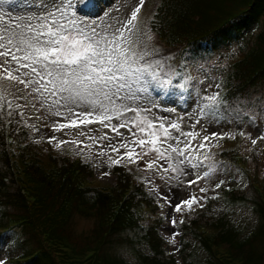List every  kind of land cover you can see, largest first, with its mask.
Here are the masks:
<instances>
[{
	"label": "trees",
	"instance_id": "trees-1",
	"mask_svg": "<svg viewBox=\"0 0 264 264\" xmlns=\"http://www.w3.org/2000/svg\"><path fill=\"white\" fill-rule=\"evenodd\" d=\"M260 21L248 52L214 72L213 92L222 90L230 105L221 107L220 123L254 117L264 99V0H158L150 34L166 49L179 48L171 54L170 64L181 73L173 83L190 78L186 92L170 90L173 99L185 102L193 76L202 73L197 65L209 71V59ZM28 116L26 110L19 125L0 124V245H18L25 259L20 264H264V174L253 166L256 153L247 141L216 151L213 159L218 173L237 165L249 181L237 170L235 184L227 178L220 189V180L212 184L202 211L183 214L177 246L169 251L172 245L158 232L161 207L146 197L142 183L115 167L114 186L92 187L93 173L79 157L45 155L31 141ZM77 219L90 226L77 232Z\"/></svg>",
	"mask_w": 264,
	"mask_h": 264
},
{
	"label": "snow or ice",
	"instance_id": "snow-or-ice-1",
	"mask_svg": "<svg viewBox=\"0 0 264 264\" xmlns=\"http://www.w3.org/2000/svg\"><path fill=\"white\" fill-rule=\"evenodd\" d=\"M10 2L0 0V124L19 125L25 121L26 110L42 113L35 117L37 120L46 119L43 113H47L65 121L54 122L52 132L99 124L100 135L85 132L80 135L101 149L98 155H108L109 169L143 161L145 166L138 170L157 173L161 180H174L182 185L185 181L181 177L190 174L187 170L206 168L202 174L196 173L194 179L186 181L189 188L216 170L217 163L214 154L207 150L208 145L217 147L212 141L225 136L235 139V134L213 132L194 145L193 141L200 137V132L194 129L203 117L218 119L222 115L221 107L227 111L229 102L222 90L192 98L189 107L198 105V118L190 131H184L179 120L153 114L152 108L160 107L156 100L166 98L165 105H175V93L170 90L179 87L182 93L186 92L190 78L174 84V78L181 73L169 63L172 57L161 55L160 50L150 44L152 36L148 29L141 28L138 18L145 0H138L129 18L120 21L119 27L101 26L102 15H107L99 12L103 0H17L16 6L21 11L15 15L3 11L2 6ZM93 15L96 19H87ZM215 88L221 89V84L216 83ZM142 99L149 100L152 107L141 104ZM258 103L264 104V100ZM161 110L173 113L175 107L165 106ZM31 127L39 131L35 124ZM103 129L114 135L110 136ZM256 131L255 139L244 131L238 135L250 139L255 146L258 140H264V133ZM54 140H57L55 135L47 142L52 144ZM102 141L109 143L105 147ZM70 142L77 148L82 143L58 140L55 147ZM85 147L90 149L92 145ZM111 154H116L117 158L113 159ZM146 157L149 159L145 160ZM103 175H110V171ZM145 183L179 214L185 209L193 211L194 205L203 207L201 201L207 198L193 193L173 205L179 189L169 195L152 187L151 177ZM224 184L225 180H220L215 189ZM207 191L205 187L199 188L200 193ZM170 222L172 228L177 226L175 217ZM179 223L184 221L181 219ZM179 235L172 232L166 237L167 243L175 247ZM3 246L6 245H0V251ZM0 264H7L2 255Z\"/></svg>",
	"mask_w": 264,
	"mask_h": 264
},
{
	"label": "rangeland",
	"instance_id": "rangeland-1",
	"mask_svg": "<svg viewBox=\"0 0 264 264\" xmlns=\"http://www.w3.org/2000/svg\"><path fill=\"white\" fill-rule=\"evenodd\" d=\"M157 1L158 0H145V3L141 9V12L138 14L141 28L149 30L148 22L152 14L154 13V8L157 4ZM137 3H138V0H103V8L99 10V12L100 13L106 12L107 15H102L103 23L101 26H105L107 24H114L116 27H119L120 26L119 22L129 18L131 11L134 9ZM16 4H17V0H11L9 4L2 6L3 11L10 12L13 15H15L16 13L21 11V9H19L16 6ZM87 19H96V16L93 15V16L87 17ZM254 27L255 26H253L250 29V32L252 29H254ZM259 28L260 26L258 25L256 27V30H259ZM250 32L243 34L242 40H239L235 43H231L228 46L227 50L223 52L221 55H218L217 57H212L211 59H209L208 61V66L210 67L209 71H206L207 69L205 65H202V64L197 65L199 67V70L202 73L200 75L198 74V76L197 75L193 76L192 81H195L194 86L190 93L187 92L188 95L186 97L185 102L181 98H179V99H175L177 101L175 105H172V104L165 105V102H163L162 99L156 100L155 101L156 104L159 105L160 107H153L152 108L153 114H155L156 116L167 117L170 120H179V122H181L182 124V128L184 131L193 130L191 126L195 124L198 118V105H192L191 107H189V105L192 102V98L196 97L197 95L203 96L205 94L213 92V88L212 87L209 88L208 86L212 85L213 84L212 81L217 79V76L214 74V72L219 71V69L220 70L225 69L228 64L236 61L240 57V54L245 53L247 51V48L248 46H250V44L247 45L249 42L246 40L249 37ZM254 34H256L255 30L253 32V35ZM150 44L158 48L160 50L161 55L171 56V54L176 52V50L174 49H166L162 47L158 43L157 39L154 37H152ZM152 100H155L154 94H152ZM140 103L146 107H152L149 100L142 99ZM180 103L183 105V107L180 105ZM165 106L169 108L175 107V112L169 113L168 111H162L161 108ZM44 114L46 116V123L48 126V130L47 131L40 130V129L39 131L34 130V132L30 135L31 140L35 142L36 144L40 145L42 151H46L48 150V148H50L57 155L64 154V153H71L74 155L82 156V159L84 160V162L87 163L89 167L92 168V171L94 172L93 183L95 184H101L105 186L114 185L118 177V174L113 171V168L116 166L122 167L127 172L129 171V167L131 164H128L126 167L116 165V166H112L109 169L108 155H104V156L98 155L101 149L98 148L92 141L88 140L84 135H80V132H85L88 135H95V136L100 135V132L97 131V129L100 128L99 124L94 123V124L88 125L87 127H85L84 125H81L79 129L72 128V129H64L63 131H60V132H52L51 126L53 125L54 122H56L57 120H60V122L63 123L65 121H63L60 117L52 116L47 113H44ZM253 114L255 115L254 117L249 116L248 120H244L242 121V123H238L237 125H236V122H233V121H240L239 116L229 117V120L223 123H220L219 125H218L216 118L211 117V116L203 117L200 119L199 124H195L194 130L200 132V137H198L197 140L193 141V144L194 145L198 144L203 136L210 135L213 132L220 133L223 135V131L225 133L231 132L233 134H236V132L238 134L240 131H244L245 133H251V138L255 139L258 134L256 129H259L260 133H264V104L257 105L254 108ZM32 121L33 119H27L26 122L27 124H31ZM228 124L232 125L233 128L228 127ZM102 131L108 132L107 129H103ZM121 131H124V130L121 129ZM65 133H67V135H65ZM108 134L110 136L114 135L111 132H108ZM53 135L57 137V140H54L52 144H49L47 140L49 137ZM125 135H127L126 132H125ZM239 138L243 139L244 137H241L239 135ZM116 139H119V138H116ZM58 140H64V141L75 140V141H80L82 143L79 145V148H77L71 142L68 144L61 145L59 148H57L55 147V145ZM247 140L251 142L250 139H247ZM37 141H40V142L37 143ZM112 142L115 143L116 140H113ZM235 142L236 140L227 139V138H224L218 141H215V140L212 141V143L217 144V147L215 148H218L220 150L232 147L235 144ZM101 143L106 147L109 141H102ZM46 144L48 146H45ZM90 144L92 145L90 149L85 147L86 145H90ZM254 147L256 148L254 152L256 153V156H255L256 163H253V166L259 170L260 175H263L264 174V140H258L257 144ZM211 148H212L211 144H209L207 150H210V153L212 154ZM81 149H83V151H81ZM111 155L113 159L117 158L116 154H111ZM147 159H149V157L145 158V160ZM144 166L145 165L143 162V165L141 168H143ZM206 170L207 169L204 167H201L196 170H187L189 171L190 174L186 177H181V179L185 181V183L182 185L177 184L174 180H169L167 182L165 180H161L159 178V174L151 173V172H149V175L142 181L145 183L147 179L151 177L153 181L152 187L159 189L161 192L167 193L169 195H171L175 189H179V191L176 192V196L172 200L173 205H175L176 203L179 202V200L186 199L188 198L190 194H193V193L197 197L205 196V195L207 197V194L210 192L209 188L212 184L218 182L222 178H227L228 182H230L231 184H235L236 178L238 177L237 171L233 169H227V172L225 173V175H223L224 173L222 172L218 173V171L215 170L213 172V175H211L210 177H207L211 179L212 181L211 183H208L205 178L204 180L200 181L198 185H193L191 188L187 187L186 185L187 180L194 179L196 173L202 174ZM109 171H110V175H107V176L103 175L104 173L109 172ZM230 173L233 174L234 179H230ZM165 175H169V174H165ZM260 178H263V177H260ZM169 185H171V187H169ZM200 187L207 188L208 189L207 193L206 194L200 193L199 192ZM146 190L150 196L155 198L156 201L162 205V208L159 210V213L157 215V218L160 220V227L158 229V232L165 241H167L166 237L170 236L172 232H179L181 235V230L179 228V221L181 220L184 213H187L188 216H191L193 215L195 211H202V208L206 206L207 200H204V201H201V203H203V207L194 205L193 206L194 210L191 212L185 209L183 214L175 213L173 209L170 208L163 200L159 199V195L157 191H150L148 186ZM240 214L241 213L238 214L237 212V216H240ZM243 214L245 215V212ZM249 216H250L249 218L253 219L252 214H250ZM172 217H175V219L178 222L175 228H172L171 226L170 219ZM89 226H90V223L88 221L77 219L75 223V230L77 232H80V231L86 230ZM179 236L176 237V241H178ZM176 246H177V243L175 247L171 246L169 248V251L174 250ZM9 250L11 253L8 250H6V248H2V251H0V255H2L6 259L7 262H9L7 256L17 255L21 253V252H17V250H19V246L15 245L14 242H11L9 244ZM124 257H127V256L124 255Z\"/></svg>",
	"mask_w": 264,
	"mask_h": 264
}]
</instances>
